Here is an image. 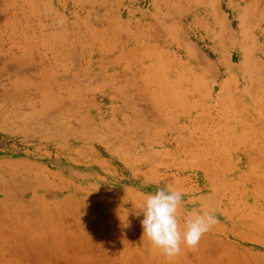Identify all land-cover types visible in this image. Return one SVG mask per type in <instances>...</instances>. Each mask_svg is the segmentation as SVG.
<instances>
[{"label": "rangeland", "instance_id": "rangeland-1", "mask_svg": "<svg viewBox=\"0 0 264 264\" xmlns=\"http://www.w3.org/2000/svg\"><path fill=\"white\" fill-rule=\"evenodd\" d=\"M0 264H264V0H0Z\"/></svg>", "mask_w": 264, "mask_h": 264}, {"label": "clouds", "instance_id": "clouds-1", "mask_svg": "<svg viewBox=\"0 0 264 264\" xmlns=\"http://www.w3.org/2000/svg\"><path fill=\"white\" fill-rule=\"evenodd\" d=\"M184 193L167 186L146 194L138 215L143 238L159 249L168 259L181 254L182 247L197 250L202 238L208 234L219 220L214 210L189 212L180 217Z\"/></svg>", "mask_w": 264, "mask_h": 264}]
</instances>
